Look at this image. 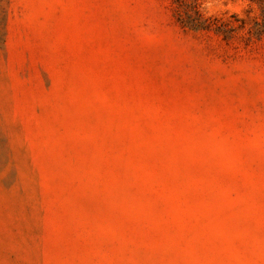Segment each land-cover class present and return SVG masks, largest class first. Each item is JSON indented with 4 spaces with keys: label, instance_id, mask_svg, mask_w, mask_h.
Masks as SVG:
<instances>
[{
    "label": "rangeland",
    "instance_id": "obj_1",
    "mask_svg": "<svg viewBox=\"0 0 264 264\" xmlns=\"http://www.w3.org/2000/svg\"><path fill=\"white\" fill-rule=\"evenodd\" d=\"M0 264H264V0H0Z\"/></svg>",
    "mask_w": 264,
    "mask_h": 264
}]
</instances>
